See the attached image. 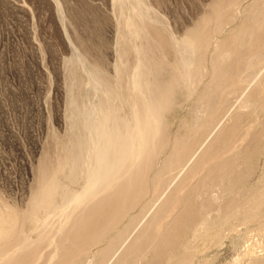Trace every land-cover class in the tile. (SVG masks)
Returning a JSON list of instances; mask_svg holds the SVG:
<instances>
[{"label":"rangeland","instance_id":"1","mask_svg":"<svg viewBox=\"0 0 264 264\" xmlns=\"http://www.w3.org/2000/svg\"><path fill=\"white\" fill-rule=\"evenodd\" d=\"M0 233V264H264V0H0Z\"/></svg>","mask_w":264,"mask_h":264},{"label":"bare ground","instance_id":"2","mask_svg":"<svg viewBox=\"0 0 264 264\" xmlns=\"http://www.w3.org/2000/svg\"><path fill=\"white\" fill-rule=\"evenodd\" d=\"M140 11V10H139ZM140 31V30H139ZM138 31V32H139ZM185 48H186V46H185ZM138 50V49H137ZM142 54V53H141ZM188 58V57H187ZM143 59V58H142ZM145 61V60H144ZM139 62V61H138ZM146 63V62H145ZM190 63V62H189ZM140 65V64H139ZM138 67V66H137ZM185 67V66H184ZM141 68V67H140ZM138 70V69H137ZM139 70H141V69H139ZM140 71H138V73H139ZM91 74V73H90ZM139 78H140V75H139ZM93 80V79H92ZM92 83V82H91ZM139 84H140V82H139ZM137 85H138V83H137ZM140 87V86H139ZM152 87V86H151ZM141 88V87H140ZM97 92V91H96ZM158 93V92H157ZM159 95V94H158ZM109 97V96H108ZM158 97V96H157ZM156 102V101H155ZM93 105V104H92ZM156 107H158V106H156ZM98 111V110H97ZM160 112V111H159ZM94 115H96V114H94ZM103 115V114H102ZM107 115V114H106ZM110 115V114H109ZM91 116V115H90ZM108 116V115H107ZM106 116V117H107ZM108 118V117H107ZM106 120V119H105ZM104 120V121H105ZM107 120H109V119H107ZM86 121L89 123L88 124V131H89V134H90V137H88V143H87V145H86V149H87V156H88V159H87V173H88V178H89V182H90V184L93 186V185H95V186H97V187H99L102 183H104L105 182V180L107 179V178H110V176H111V172L113 171V169H115V167L116 166H118L119 164H117L116 165V162H115V160H118V159H115L114 160V158H106L105 157V153H106V151L108 150V151H110L109 150V148L112 150V151H115L116 152V148L119 150V152H121L120 151V149L121 148H119V147H117V145H116V142H114L112 139V141H111V143H109V141H108V143L109 144H107V147H106V145H105V142H103V141H105L104 139H106V133H105V129L104 128H107V127H105L104 126V124L101 126L100 125V123L99 122H96V118L94 117V118H90V117H88V119H86ZM125 121V120H124ZM121 122V121H120ZM109 123V122H108ZM140 123V122H139ZM151 123V122H150ZM119 124V123H118ZM87 125V124H86ZM108 125V124H107ZM121 125V124H120ZM125 125V124H124ZM141 126V125H140ZM112 127V126H111ZM127 127V126H126ZM125 127V128H126ZM129 127V126H128ZM117 128V127H116ZM109 129V128H108ZM119 129V128H118ZM129 129V128H128ZM111 130V129H110ZM115 130V129H114ZM113 130V131H114ZM126 130V129H125ZM120 131V130H119ZM132 132V131H131ZM122 133V132H121ZM110 134H112V133H110ZM126 134V133H125ZM135 134V133H134ZM113 135V134H112ZM115 135V134H114ZM111 136V135H110ZM112 137V136H111ZM123 137V136H122ZM90 138V139H89ZM114 138V137H113ZM122 142V141H121ZM124 142V141H123ZM122 142V143H123ZM122 143H119L120 145L122 144ZM125 144H127L126 142H125ZM126 146V145H125ZM122 150V149H121ZM128 150H129V148H128ZM128 150L126 149H124V153L125 152H128ZM111 152V151H110ZM75 153H78V151H76ZM109 153V152H108ZM116 153H118V152H116ZM123 153V155H125ZM116 155V154H115ZM119 155V154H118ZM101 156H103V158L101 157ZM86 157V156H85ZM118 157V156H117ZM73 158H76V160L78 161V159L77 158H79V155L77 154V155H75ZM122 160V159H121ZM119 161V160H118ZM117 161V162H118ZM121 162V161H120ZM190 162V161H189ZM122 163H120V165H121ZM70 168V167H69ZM116 170V169H115ZM114 170V171H115ZM114 175V174H113ZM110 181V180H109ZM107 182H108V180H107ZM108 185H110V183L108 184ZM53 186H51L49 189L51 190V188H52ZM103 187V186H102ZM96 188V187H95ZM168 190V189H167ZM79 196H74V198L73 199H70V201L71 202H73V200H75V201H77V200H79ZM83 198V197H82ZM87 199V198H86ZM46 208V207H45ZM152 210V209H151ZM148 215V214H147ZM146 215V216H147ZM145 216V217H146ZM144 217V218H145ZM143 220V219H142ZM141 224V223H140ZM136 226V225H135ZM134 226V227H135ZM9 228V227H8ZM132 229V228H131ZM136 229V228H135ZM134 229V230H135ZM140 230V229H139ZM134 232V231H133ZM1 234V233H0ZM132 234V233H131ZM130 234V235H131ZM137 234V233H136ZM1 236V235H0ZM135 236V235H134ZM129 238V237H128ZM128 240V239H127ZM126 240V241H127ZM125 243V242H124ZM123 245V244H122ZM119 251V250H118ZM112 260V259H111ZM110 260V261H111ZM109 261V262H110ZM109 264V263H108Z\"/></svg>","mask_w":264,"mask_h":264}]
</instances>
